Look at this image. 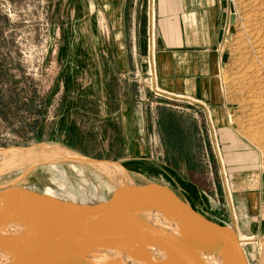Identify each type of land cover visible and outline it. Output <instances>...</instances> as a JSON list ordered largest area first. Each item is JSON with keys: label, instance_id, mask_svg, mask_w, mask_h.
Returning a JSON list of instances; mask_svg holds the SVG:
<instances>
[{"label": "rangeland", "instance_id": "rangeland-1", "mask_svg": "<svg viewBox=\"0 0 264 264\" xmlns=\"http://www.w3.org/2000/svg\"><path fill=\"white\" fill-rule=\"evenodd\" d=\"M227 3L219 127L210 107L157 96L147 13L144 32L131 25L126 34L131 55L145 35V69L122 71L105 60L118 54L117 33L103 31L90 0H0V193L11 187L14 201L13 187L42 193L23 199L37 203L50 190L95 203L122 188L118 173L107 177L57 152L119 164L130 184L165 186L219 224H233L237 205H248L250 219L240 218L237 230L251 238L243 242L248 263L264 264V0ZM135 135L138 143L125 142ZM11 152L19 158L3 164Z\"/></svg>", "mask_w": 264, "mask_h": 264}, {"label": "water", "instance_id": "water-1", "mask_svg": "<svg viewBox=\"0 0 264 264\" xmlns=\"http://www.w3.org/2000/svg\"><path fill=\"white\" fill-rule=\"evenodd\" d=\"M8 189L0 193V204L10 202ZM12 189H16L12 195L17 199L27 200V194L35 198L43 196L27 189ZM28 202L25 209L36 216L32 235L26 241L0 236V250L16 251V264H79L81 257L68 250L83 248L96 253L133 246L134 251L139 248L144 251V257L149 253L161 254L164 258L161 260L167 264H204L199 247H206L205 243L229 264H249L234 228L204 217L172 190L158 184L125 186L97 204L52 199L36 214L35 207L40 204ZM152 214L173 219L188 236L185 244L171 241L159 229L140 224ZM130 252L128 255L133 251ZM133 260L139 261L137 256ZM144 261V264L154 262L147 257Z\"/></svg>", "mask_w": 264, "mask_h": 264}, {"label": "crops", "instance_id": "crops-1", "mask_svg": "<svg viewBox=\"0 0 264 264\" xmlns=\"http://www.w3.org/2000/svg\"><path fill=\"white\" fill-rule=\"evenodd\" d=\"M90 1L91 14L103 18V31L109 34L117 33L113 47L115 46L118 54L107 55L106 62L116 63L122 71H127L134 63H138L144 70L145 35L138 39L139 55H131V47L128 46L130 42L127 44L129 38L126 34L133 32L131 25L136 32H144L142 26L146 13L148 18L150 17L151 0ZM227 10V0H153L155 41L151 62L155 87L162 93L159 96L167 101L210 107L219 127L225 126L221 124L219 118L222 108L218 103L217 81L223 64V54L219 46L227 22ZM129 109H124L125 115ZM161 111L162 120L165 118L172 120L168 110ZM133 138L136 140L126 139L125 142L129 144L139 142L136 135ZM139 150L133 151L132 154L136 156L138 153H145L144 148ZM236 209L238 217L233 215V224L230 226L235 227L240 235L237 230L239 219L247 222L252 211L243 203L238 204ZM240 237L244 239L241 235Z\"/></svg>", "mask_w": 264, "mask_h": 264}, {"label": "bare ground", "instance_id": "bare-ground-1", "mask_svg": "<svg viewBox=\"0 0 264 264\" xmlns=\"http://www.w3.org/2000/svg\"><path fill=\"white\" fill-rule=\"evenodd\" d=\"M57 153L63 154L62 156L68 158V159H75L80 161H85L88 166L93 168L94 170L102 173L103 175L110 177L109 172L118 173L116 175H119V179L116 182V185L125 187L132 185L129 182V174L121 167L119 164H110L111 162H100V161H89L87 159H84L83 157L71 153V152H64V151H58ZM19 158V155L15 154L14 152L10 153V158H3V164L13 163ZM120 173V174H119ZM45 199L43 201L37 202V204H40V207H35V214L39 212L40 208L46 204L45 202L50 200H58V201H64L60 198H58L53 192L48 190L45 194ZM9 197V196H8ZM10 198V197H9ZM9 200V203H2L0 204V236L4 237L5 239H12V240H23L26 241L33 233L34 223L36 221L35 215H29L27 210L25 209V201L22 199H18L17 201ZM30 198V197H28ZM101 198V197H100ZM20 201V202H19ZM24 201V202H23ZM27 201V200H26ZM104 200H100L95 203L90 204H97L101 203ZM66 202V201H64ZM67 202H74V201H67ZM83 202V201H82ZM34 203V202H33ZM79 203V202H77ZM36 204V203H35ZM84 204V203H81ZM29 206V204H28ZM140 224L146 228L150 229H159L160 232L166 235L168 239H170L173 242L179 243L184 245L185 242L188 239V236L185 235L181 231L180 226L173 220L168 217H163L161 215L152 214L150 218H147V221L140 222ZM16 225V226H15ZM230 226V225H229ZM233 228V227H232ZM235 228V227H234ZM235 230V229H234ZM236 231V230H235ZM238 235V233H237ZM241 247L243 248V242L249 241L251 238H244L242 239L240 235H238ZM206 247H199V253L202 255V260L204 264H229V261L227 259L222 258L216 250L209 244L205 243ZM70 247V246H69ZM135 247H128V248H120L119 250L115 251H99V252H90L88 250H83V248H76L74 250H68L67 252L74 251L75 253L73 256L81 257L79 264H144L146 263L144 261V258H151L154 260L153 264H167L166 262H163L161 259H164L161 254L159 255L157 252H155V256L151 253L146 254L144 257V251L139 250L134 251ZM130 251H133L132 254L133 258L128 255V253H131ZM137 256L139 261L133 260L134 257ZM15 257H18L16 254V251L13 252H7L0 250V264H16ZM69 260V259H65ZM169 264V263H168Z\"/></svg>", "mask_w": 264, "mask_h": 264}, {"label": "built area", "instance_id": "built-area-1", "mask_svg": "<svg viewBox=\"0 0 264 264\" xmlns=\"http://www.w3.org/2000/svg\"><path fill=\"white\" fill-rule=\"evenodd\" d=\"M149 24H150V27H151V31H150L151 35H150V39H149V46H150V49H151L150 50V55H149V63L152 64L151 56L153 55V44H154V41H155V34H154V31H153V0H151V3H150ZM151 77H152L153 88L156 89L155 81H154V74H153V64H152V67H151ZM156 94H157V96L162 95V93H160L157 89H156ZM149 142L151 144V149H156L157 148V143L158 142H157L156 137L150 138Z\"/></svg>", "mask_w": 264, "mask_h": 264}]
</instances>
